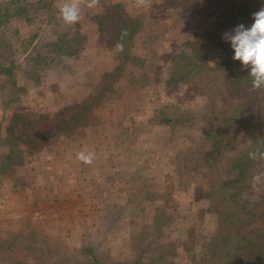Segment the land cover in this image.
<instances>
[{"label":"rangeland","instance_id":"1","mask_svg":"<svg viewBox=\"0 0 264 264\" xmlns=\"http://www.w3.org/2000/svg\"><path fill=\"white\" fill-rule=\"evenodd\" d=\"M63 2L55 1V12ZM114 4L118 5L112 8ZM194 6L197 4L191 2ZM110 10L147 16L144 18L148 30L144 31V40H136L129 52L139 58L132 61L138 66L129 64L127 76L119 85L121 93L104 100L97 95L106 74L115 70L118 48L111 40L115 35L113 22L102 18L99 24L97 16H107ZM197 10L198 16L176 23L173 17L171 23H164L167 16L161 19L159 11L156 19L161 23L154 21L150 6H141L138 0H99L96 8L84 9L74 27H67L87 35L86 47L77 57L56 56L35 70L31 68L45 53L43 45L52 33L50 26L45 28L42 24L31 41L35 23L32 27L22 24L24 31L19 29L16 35L9 33L12 38L8 37L10 47L7 45L6 49L10 51L0 54V64L6 65L0 70H9L0 75V133H7L3 141L18 153V161L15 163L14 158L13 165L0 173V238L4 239L0 264H56L63 256L76 258L83 247L81 243L91 239L107 237L118 248L123 246L120 239L127 241L138 234V227L155 232L152 222L154 227L141 221L139 226V215L132 216L126 205L128 201L137 205L138 197L149 200L153 195L159 196L162 204H174L177 210L173 222L157 228L160 234L154 235V246L172 240L170 236L176 244L185 238L181 229L192 223V218L186 216L189 204L193 198L202 199V189H192L200 176L193 160L177 144L182 131L151 122L139 125L137 121L151 115L153 108L161 104L205 108L208 95L205 94L206 99L192 98L193 83H164L168 63L164 51L172 46L177 49L189 39L197 45L198 38L205 44L197 48L208 51L219 47L216 38L231 32L222 28L219 6L209 2ZM130 71L142 77L135 88L128 79L133 75ZM29 72L39 84L30 82ZM11 75L15 85L10 83ZM221 82L217 80L218 84ZM239 91L226 87V99L220 94L216 98L226 107L231 93L236 96ZM13 111L25 113L24 120L17 121L7 132ZM72 121H79V125L67 133L66 126ZM192 131L195 135L196 131ZM200 144L197 140L189 142L186 152ZM206 147L200 146L199 151ZM81 151L94 153L92 164L78 159ZM186 256L182 250L177 251L176 264H186Z\"/></svg>","mask_w":264,"mask_h":264},{"label":"trees","instance_id":"2","mask_svg":"<svg viewBox=\"0 0 264 264\" xmlns=\"http://www.w3.org/2000/svg\"><path fill=\"white\" fill-rule=\"evenodd\" d=\"M55 1L0 2V54L4 50L10 51L6 46L9 45L8 37L12 38L9 34L11 31L16 35L22 24L28 23L32 27V23H35L37 27L30 41L37 36L42 24L45 28L49 25L52 33H48L50 37L44 41L45 53L38 56L31 70L54 61L56 56L62 59L66 56L77 57L80 50L86 47L87 35L81 30L67 28L68 24L62 17H57L60 12L54 10ZM191 2H195L197 6L191 7ZM209 2L213 6H219L223 17L222 28L229 31L239 24L249 28L254 22L253 14L264 7V0H150V8L155 22L163 23L156 19L160 11L161 19L167 16L164 23H176L198 16L197 9ZM117 5H112V8ZM107 13V16L98 15L97 20L99 24L104 18L113 22L115 35L111 40L118 51L115 70L106 74V80L99 89L101 92L97 95V98L103 99L114 93H121L119 85L127 76V66H138L132 61L139 58L130 56V49L132 45L135 46L136 40H144V31L148 30L145 19L147 16L141 18V13H126L124 10H110ZM171 17L174 20L171 21ZM49 19L53 20L49 23ZM62 28L66 29L60 31ZM216 39L219 47L208 51L198 49L205 44L201 38L197 39V45L189 39L177 49L172 46L164 51V57L168 60L164 83L177 82L182 86L193 83L192 98L202 96L206 99L205 94L208 95L205 108L161 104L153 108L151 115L137 121L139 125L151 122L182 131L181 140L177 144L182 147L181 152L193 160V167L200 176L192 189H202V199L195 201L193 198L189 204L186 216L192 218V223L181 229L185 238L176 244L170 236L172 240L154 246V235L159 233L157 228L173 222L177 210L174 204H162L159 196L153 195L149 200L138 197L135 199L138 201L137 205L130 201L126 205L132 216L139 215V226L140 221L151 226L154 223L155 232L152 229L142 231L138 227V234L131 235L127 241L120 239L123 246L118 248L107 237L97 241L91 239L81 243L83 247L79 248L76 258L72 260L63 256L56 264H176V252L179 250L186 253V264H264V89L252 90L250 69L242 68L240 61L233 60L234 51L230 43L220 36ZM170 45L176 46L174 43ZM216 56L218 59H215ZM0 66L6 67L5 63ZM8 71L4 69L3 72ZM3 72L0 70V75ZM33 72L28 73L29 77ZM132 74L128 79L135 88L142 77L138 78V72ZM218 79L222 80L220 84L217 83ZM15 82L11 75L10 83L15 85ZM30 82L39 84L32 77ZM226 87L231 88V91H240L236 96L231 93L228 97L229 105L225 107V103L218 102L216 95L220 94L226 99L223 96ZM14 111L7 132H10L9 127L14 128L17 121L24 120L25 113ZM75 118L76 116L72 117ZM78 125L79 121L70 122L66 126L67 133ZM192 130L196 131L195 135ZM6 134L0 133V173L6 172L13 165L14 158L15 163L18 161V153L13 152V148L10 149L3 141L5 136L8 137ZM185 139L189 142L197 140L201 144L187 153L186 149L190 147ZM200 146L207 147L201 152ZM19 153L22 151L19 150ZM200 159L204 162H199ZM254 176H260V181L254 183ZM205 185L207 187L203 188ZM145 193L149 194L148 191ZM193 204L195 209L192 208ZM206 216L208 217L203 221ZM3 240L0 238V249L4 244Z\"/></svg>","mask_w":264,"mask_h":264},{"label":"clouds","instance_id":"3","mask_svg":"<svg viewBox=\"0 0 264 264\" xmlns=\"http://www.w3.org/2000/svg\"><path fill=\"white\" fill-rule=\"evenodd\" d=\"M99 0H64L59 8L63 21L75 26L82 18L85 8L94 9ZM141 6L149 7L150 0H138ZM253 23L249 28L237 25L231 32H225L222 39L230 43L234 51L233 60H238L242 68H249L253 91L264 89V7L253 14ZM255 156V154H252ZM78 159L84 164H92L94 153L81 151ZM260 176H254L253 182H259Z\"/></svg>","mask_w":264,"mask_h":264}]
</instances>
